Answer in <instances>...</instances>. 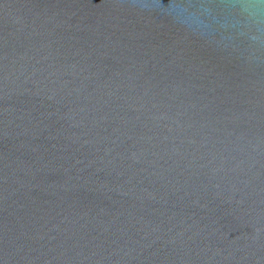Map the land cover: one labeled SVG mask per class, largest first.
<instances>
[{
  "label": "water",
  "instance_id": "water-1",
  "mask_svg": "<svg viewBox=\"0 0 264 264\" xmlns=\"http://www.w3.org/2000/svg\"><path fill=\"white\" fill-rule=\"evenodd\" d=\"M0 264H264V0H0Z\"/></svg>",
  "mask_w": 264,
  "mask_h": 264
}]
</instances>
